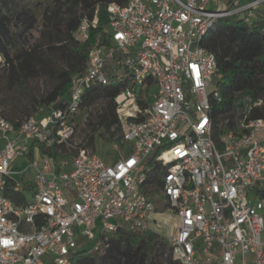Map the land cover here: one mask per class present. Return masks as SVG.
Instances as JSON below:
<instances>
[{
  "label": "built area",
  "instance_id": "1",
  "mask_svg": "<svg viewBox=\"0 0 264 264\" xmlns=\"http://www.w3.org/2000/svg\"><path fill=\"white\" fill-rule=\"evenodd\" d=\"M106 10L65 104L18 126L0 116V264H72L119 229L164 237L181 264H264V116H250L264 100L247 106L237 133L222 132L211 115L221 73L201 45L217 19H259L264 0H128ZM95 24L81 17L77 38L86 42ZM97 83L123 85L108 160L75 136L83 94ZM54 145L76 153L57 163L43 151ZM19 159L26 166L14 170ZM29 170L27 202L5 197L7 179L23 190ZM166 211L167 234L157 217Z\"/></svg>",
  "mask_w": 264,
  "mask_h": 264
},
{
  "label": "trees",
  "instance_id": "2",
  "mask_svg": "<svg viewBox=\"0 0 264 264\" xmlns=\"http://www.w3.org/2000/svg\"><path fill=\"white\" fill-rule=\"evenodd\" d=\"M127 1L50 0L38 15L24 0H0V69L6 73V88L13 90L23 83H35L37 92L32 91V87L28 92L33 107L40 106L44 110L38 116L62 107L68 97L71 77L85 70L95 36L98 33L103 35L107 28V4H125ZM83 16L91 20L96 18L86 42H81L76 35ZM201 45L214 54L221 73L217 82L219 99H211V115L222 132L237 133V123L247 106L260 98L264 100V15L251 22L235 16L217 19L204 34ZM41 82L44 87L40 90ZM122 86L121 83H97L87 88L81 110H90L86 122L91 130L103 128L112 137L114 131L110 130L113 126L120 130L114 97ZM96 106L98 109L92 112ZM30 116L2 117L18 126ZM250 116H264V102L260 107H252ZM115 139L120 138L116 136ZM91 145L93 138L89 134L83 146L88 148ZM43 151L57 163L76 153L65 145H54ZM159 168L156 166L157 170ZM15 183L14 178L7 179L3 195L18 204L26 203L28 190L15 189ZM146 192L149 196L153 194L152 189ZM72 264L181 262L173 258L170 244L158 235L119 229L107 235L106 244L100 249L78 252L72 258Z\"/></svg>",
  "mask_w": 264,
  "mask_h": 264
},
{
  "label": "rangeland",
  "instance_id": "3",
  "mask_svg": "<svg viewBox=\"0 0 264 264\" xmlns=\"http://www.w3.org/2000/svg\"><path fill=\"white\" fill-rule=\"evenodd\" d=\"M50 0H24L25 4L31 6L35 9L38 15H41L44 6ZM36 34V33H35ZM4 71L0 69V115L2 116H14V117H25L29 115H38L44 112V110L40 106L33 107L28 89L32 87V91L35 89V83H23L16 87L13 90H9L6 88V82L4 75ZM44 87L43 83H40V90ZM98 109V106L92 108V112H95ZM28 112V113H27ZM90 110H81L76 116V123H75V136L76 140H82L83 142L88 138V135H92L93 138V145L89 146L88 149H92L99 153L101 156H104L106 160L109 157H112L113 154H117L116 151L112 150L113 143L117 142L115 137L120 133V130L113 126L110 131H114V136H110L107 131L103 128H99L95 131L91 130L86 122V117L89 115ZM89 118V117H88ZM110 153V154H109ZM26 166V163L19 159L15 164H13L12 168L19 170ZM31 179H32V172L29 170L25 177H21L20 184L23 188L27 189L28 192L31 191ZM157 217L160 220L159 229H163L164 232L167 234L172 226L174 219L170 216L169 212H159ZM160 238L161 237L159 236ZM264 237V234H263Z\"/></svg>",
  "mask_w": 264,
  "mask_h": 264
},
{
  "label": "crops",
  "instance_id": "4",
  "mask_svg": "<svg viewBox=\"0 0 264 264\" xmlns=\"http://www.w3.org/2000/svg\"><path fill=\"white\" fill-rule=\"evenodd\" d=\"M14 170H16V169H14Z\"/></svg>",
  "mask_w": 264,
  "mask_h": 264
}]
</instances>
